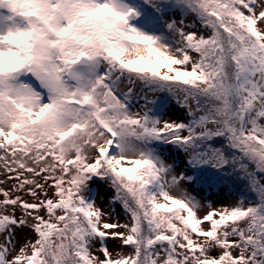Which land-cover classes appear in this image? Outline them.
<instances>
[{"label":"snow or ice","instance_id":"snow-or-ice-1","mask_svg":"<svg viewBox=\"0 0 264 264\" xmlns=\"http://www.w3.org/2000/svg\"><path fill=\"white\" fill-rule=\"evenodd\" d=\"M0 264H264V0H0Z\"/></svg>","mask_w":264,"mask_h":264},{"label":"rangeland","instance_id":"rangeland-1","mask_svg":"<svg viewBox=\"0 0 264 264\" xmlns=\"http://www.w3.org/2000/svg\"><path fill=\"white\" fill-rule=\"evenodd\" d=\"M135 2H139V0H135ZM165 18L166 19L176 18L177 20H179L180 16L179 13L176 12V13L167 14ZM192 19L193 18L189 16L185 18V22L191 23ZM140 103H142V101ZM136 107L139 108L140 104H136ZM165 119L184 120L186 122L187 117L185 114V110L179 108V106L170 105L168 112L165 115ZM164 155L166 158H168L170 163L174 161L175 165L177 166L176 167L177 174H179L180 172H184L186 174H192V170L186 166L187 157L183 153H179L169 147V150L165 152ZM185 187L188 189L189 192H191L193 195H196L198 198L207 197L212 201L213 206L217 208L221 207L222 205H231L235 203V201L237 200V197L234 195H230V191L227 189L208 190L206 187L201 188L198 185H188V184H185ZM92 189L94 192L98 193L96 197L97 204L105 211H107L109 207L107 201L108 198L112 195V190L107 185H102L100 183L93 184ZM25 199H28V197H25ZM120 211L121 210L117 208V213H119ZM109 247L111 250L115 251L117 247V242L110 241Z\"/></svg>","mask_w":264,"mask_h":264},{"label":"trees","instance_id":"trees-1","mask_svg":"<svg viewBox=\"0 0 264 264\" xmlns=\"http://www.w3.org/2000/svg\"><path fill=\"white\" fill-rule=\"evenodd\" d=\"M187 18V17H186Z\"/></svg>","mask_w":264,"mask_h":264}]
</instances>
